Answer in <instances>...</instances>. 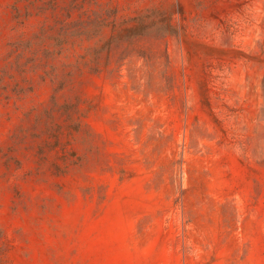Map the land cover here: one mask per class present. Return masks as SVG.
<instances>
[{
	"label": "rangeland",
	"instance_id": "obj_1",
	"mask_svg": "<svg viewBox=\"0 0 264 264\" xmlns=\"http://www.w3.org/2000/svg\"><path fill=\"white\" fill-rule=\"evenodd\" d=\"M0 264H264V0H0Z\"/></svg>",
	"mask_w": 264,
	"mask_h": 264
}]
</instances>
